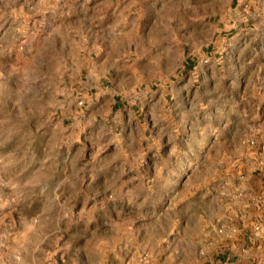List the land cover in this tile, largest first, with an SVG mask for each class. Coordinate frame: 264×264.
<instances>
[{"label": "rangeland", "instance_id": "rangeland-1", "mask_svg": "<svg viewBox=\"0 0 264 264\" xmlns=\"http://www.w3.org/2000/svg\"><path fill=\"white\" fill-rule=\"evenodd\" d=\"M0 264H264V0H0Z\"/></svg>", "mask_w": 264, "mask_h": 264}]
</instances>
